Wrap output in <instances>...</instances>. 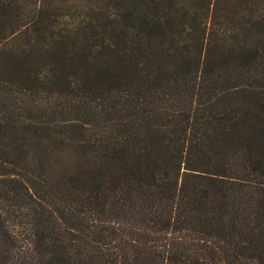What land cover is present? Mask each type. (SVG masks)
I'll return each mask as SVG.
<instances>
[{
    "label": "trees",
    "instance_id": "1",
    "mask_svg": "<svg viewBox=\"0 0 264 264\" xmlns=\"http://www.w3.org/2000/svg\"><path fill=\"white\" fill-rule=\"evenodd\" d=\"M0 264H264V0H0Z\"/></svg>",
    "mask_w": 264,
    "mask_h": 264
},
{
    "label": "rangeland",
    "instance_id": "2",
    "mask_svg": "<svg viewBox=\"0 0 264 264\" xmlns=\"http://www.w3.org/2000/svg\"><path fill=\"white\" fill-rule=\"evenodd\" d=\"M75 6V5H73ZM72 6V8H73ZM102 8V5L99 6V9ZM75 17L63 16L60 18L61 22H72ZM49 102L52 104L60 103V105L69 108H77L82 103V98L79 94V90L77 87H70L65 92L55 93L53 92L51 96H49Z\"/></svg>",
    "mask_w": 264,
    "mask_h": 264
}]
</instances>
